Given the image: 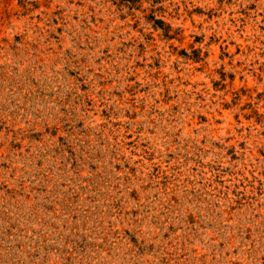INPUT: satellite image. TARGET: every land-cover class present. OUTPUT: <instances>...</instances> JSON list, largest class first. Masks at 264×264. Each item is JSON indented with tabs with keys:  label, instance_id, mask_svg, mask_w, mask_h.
Masks as SVG:
<instances>
[{
	"label": "rangeland",
	"instance_id": "374dc122",
	"mask_svg": "<svg viewBox=\"0 0 264 264\" xmlns=\"http://www.w3.org/2000/svg\"><path fill=\"white\" fill-rule=\"evenodd\" d=\"M0 264H264V0H0Z\"/></svg>",
	"mask_w": 264,
	"mask_h": 264
}]
</instances>
